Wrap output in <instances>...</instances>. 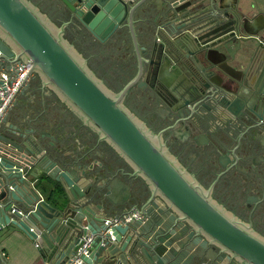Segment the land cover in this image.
Segmentation results:
<instances>
[{
    "label": "water",
    "instance_id": "obj_1",
    "mask_svg": "<svg viewBox=\"0 0 264 264\" xmlns=\"http://www.w3.org/2000/svg\"><path fill=\"white\" fill-rule=\"evenodd\" d=\"M60 1L69 18L57 26L29 0H0V61L29 64L25 78L0 113V229L8 224L21 228L47 253H57L54 244L59 243L66 252L56 264L68 262L77 252L82 264H181L190 256L193 240L217 246L220 262L228 258L237 264H264V235L214 200L213 185L208 189L201 186L168 152L160 135L123 105L128 91L143 80L146 66L157 77L166 58L174 61L166 66L171 69L181 65L190 71L204 57L223 70L220 60L214 59L217 53L226 59L218 47L235 58L249 59L247 81L258 65L262 78L264 34L247 30L246 8L237 3L222 8L221 0H208L207 8L204 0H159L169 9L154 13L150 8L156 0ZM149 13L161 23L156 26L165 40L144 47L138 41L134 18ZM72 22L81 24L100 42L118 26H128L137 70L117 93L88 69L82 55L64 37ZM204 71L201 69L200 76L207 79ZM35 74L43 87L52 89L100 140L124 158L132 169L130 175L145 180L149 194L144 200L139 190L112 199L109 182L113 176L109 180L110 174L83 168L81 158L65 154L55 140L37 136V129L26 121L25 110L12 107ZM196 82L202 87L195 91L202 94L208 81L204 85ZM226 92L232 97L225 96V107L233 113L240 96L233 88ZM261 96L264 98V92ZM27 172L54 185L50 194H56L58 205L41 197L34 188L36 180L31 182ZM102 177L105 183H101ZM115 180L127 191L126 184ZM60 187L63 193L58 191ZM126 204L129 207L124 208ZM127 216L131 218L123 222ZM113 218L120 222L105 223ZM196 264L207 263L198 260Z\"/></svg>",
    "mask_w": 264,
    "mask_h": 264
},
{
    "label": "flooded vegetation",
    "instance_id": "obj_2",
    "mask_svg": "<svg viewBox=\"0 0 264 264\" xmlns=\"http://www.w3.org/2000/svg\"><path fill=\"white\" fill-rule=\"evenodd\" d=\"M157 9L155 2L150 11L155 13ZM154 16L149 13L148 16L137 15L134 18L138 41L144 47L154 41L161 44L165 40L164 33L156 26L161 23H157ZM75 23L77 28L71 32L66 29L65 36L78 48L88 69L108 89L117 93L137 70L128 26L125 23L118 26L106 41L100 42L81 24ZM218 50L226 54V59L221 55H215L214 59L220 60L218 65L224 67V63H230L231 55L221 47ZM199 60L198 65L188 71L181 65L178 69L166 67L174 63L166 58L165 67L157 77H152L149 66H146L143 80L128 91L123 105L152 132L160 135L168 152L201 186L208 189L213 185L211 197L214 200L243 222H251L253 229L264 235V136L261 135L264 132V109L251 106L252 112L242 107L236 114L229 112L225 107V96L219 94L220 89L226 92L229 85V88L220 86L210 102L205 95L211 96L212 81L201 77L200 71L205 70L207 75L212 74L210 76H214L216 71L222 76L221 70L211 66L204 57ZM249 63V59L244 57L246 69ZM174 77L176 80L171 83ZM196 81L203 85L208 81L207 87L201 89L202 94L195 91L202 87ZM49 90L50 94H55ZM234 115L235 119L232 118ZM244 115H247V120H244ZM80 124L82 166L89 161L100 175L113 176L112 170L118 166H123L120 169L124 171L129 168L131 172L124 158L112 151L82 120ZM249 125L251 128L247 129ZM67 145L72 147L71 140ZM94 151L98 153L90 157ZM129 187L131 193L137 190Z\"/></svg>",
    "mask_w": 264,
    "mask_h": 264
},
{
    "label": "crops",
    "instance_id": "obj_3",
    "mask_svg": "<svg viewBox=\"0 0 264 264\" xmlns=\"http://www.w3.org/2000/svg\"><path fill=\"white\" fill-rule=\"evenodd\" d=\"M29 1L33 5H35L40 10V12L47 15L49 19L57 26H59L62 22L68 20L69 18V12L67 8L62 4L60 0ZM155 2L157 3L158 9H160V13L161 11L165 12L169 9L168 6L163 2L159 0H156ZM208 3V0H204V5L206 8L209 7ZM235 3L246 8L244 17H246L245 20H247V30H258L260 31L258 32V35H263L264 0H221L220 6L222 8H226ZM249 19H251L252 21H248ZM76 25L77 24L75 22L70 23L65 28V31L69 28V32H71L72 29L77 28ZM64 37L68 39L65 34ZM141 40V42L144 43V39L142 38ZM69 42L72 41L70 40ZM76 49L78 50V48ZM216 55L219 56L220 54ZM230 59V63H224L226 67L221 66V68H223V70L221 69L220 71L222 76L220 74H217L216 71L214 72V76H210L212 74L207 76L208 81H212L210 87V90H212V92L211 96L205 95V98L208 97L210 102H212V98L217 95V91L220 86L223 88H229L230 86V88H233V90L237 91V94L240 96L239 99H235L238 102L237 105L239 107L250 108L251 106H258L259 108L263 109L262 106L264 104V98H262L261 93L264 92V75L262 74L261 78L262 69L258 73L257 71L260 69L258 65L254 73H252L251 79L247 81L246 74H248V72L246 67L243 65L244 60H241L240 56H237L236 58L230 56ZM12 66V62H7L5 60L0 61V71L3 73H9V70ZM175 80L176 79L174 77L171 83H173ZM243 82L245 83V85H243ZM29 83L30 87L27 89H23V92L17 95L16 99H14V106L12 107H17L25 110L26 121L30 123L31 127H35V129H37V136L40 137L41 134V136H43L47 141L51 139L55 140L56 143H59L60 145H62V147L65 148V154H72V156L75 158H81L82 146L80 143V139L82 138V127L79 117L74 112L72 113L67 105L61 102L60 99H58V96L56 94H50L48 86H42L41 78L39 77V75H33L32 78L29 79ZM214 87L216 88V90L214 89ZM208 90L209 89H207L206 92H208ZM181 92L183 94V91ZM220 93H223L222 96L232 97V95L223 90L221 91V89L219 94ZM237 105H233L234 110H237ZM234 110H232L233 114H236L237 112L234 113ZM72 121L75 122L74 126L72 125ZM14 122L16 123L17 121ZM27 126L28 125L24 123L23 127L27 128ZM249 128H251L250 125L247 129ZM261 135L264 136V132H262ZM69 140H71L72 142V147L67 145ZM97 153V151L91 152V155L89 156L94 157ZM89 167H92L93 170L96 169V167L92 166V164H89V161H85L83 168ZM117 168L118 169L112 170V173H114L113 180L109 182V185L111 186L110 196H112V199L120 200L125 198V195H127L128 192L131 194V189L129 187L131 186L144 194V200L149 194V187L145 180L140 176L130 175L129 168V171L120 169L123 168V166H118ZM29 175L30 172H27L26 176L30 178L31 182L36 180L34 188L40 193L41 197L45 199L50 205H53L51 201H57L56 194H50V190L54 188V185H52V183L49 182L47 178L37 180L39 177L35 178L30 177ZM109 176L108 179L110 180L112 177L111 175ZM114 176H116V178ZM101 179V183H105L106 179H104L103 177ZM115 179H119L121 182L126 184L128 186L126 189L127 191H125L123 187L120 186L121 183H119ZM50 195L51 197H49ZM58 203L59 200L56 202V204L58 205ZM129 205H131V203ZM129 205H124V208L129 207ZM37 226L39 227L38 224ZM36 242L37 241L32 239L24 230L13 224H8L2 227L0 229V264H56L63 260V254L66 251H64L63 253V250L59 247V243L54 244V249H59L57 253H55V251H53V253H47L40 247L36 246ZM192 243L193 244L191 246L192 250L190 256H188L187 259L184 260L181 264H196L198 260H203L207 264L238 263L237 261L232 259L230 260L228 258H225L222 260V262H220L217 259V256H219V249L217 246L215 247L213 245L205 246L197 244V242H194V240L192 241ZM60 250H62L61 253Z\"/></svg>",
    "mask_w": 264,
    "mask_h": 264
},
{
    "label": "built area",
    "instance_id": "obj_4",
    "mask_svg": "<svg viewBox=\"0 0 264 264\" xmlns=\"http://www.w3.org/2000/svg\"><path fill=\"white\" fill-rule=\"evenodd\" d=\"M1 55V52H0ZM29 64L28 63H20L13 65L9 73L0 72L1 80L0 81V113L2 112L4 106L8 103L11 98L13 92L17 89L20 85L21 81L25 78L26 72L28 70ZM131 216H127L123 219V222L128 221ZM113 222V225H116L120 222L117 219H107L105 223ZM108 233L111 234V230H107ZM36 246L39 247V244L36 242ZM64 264H82V258L80 256V252H77L74 256H72L68 262Z\"/></svg>",
    "mask_w": 264,
    "mask_h": 264
},
{
    "label": "trees",
    "instance_id": "obj_5",
    "mask_svg": "<svg viewBox=\"0 0 264 264\" xmlns=\"http://www.w3.org/2000/svg\"><path fill=\"white\" fill-rule=\"evenodd\" d=\"M124 83V82H123ZM122 85H120L118 88H120ZM59 192H61V193H63V189L60 187L59 188V190H58Z\"/></svg>",
    "mask_w": 264,
    "mask_h": 264
},
{
    "label": "rangeland",
    "instance_id": "obj_6",
    "mask_svg": "<svg viewBox=\"0 0 264 264\" xmlns=\"http://www.w3.org/2000/svg\"><path fill=\"white\" fill-rule=\"evenodd\" d=\"M35 6V5H34ZM36 7V6H35ZM68 40V39H67ZM71 44V42H69ZM72 45V44H71Z\"/></svg>",
    "mask_w": 264,
    "mask_h": 264
}]
</instances>
